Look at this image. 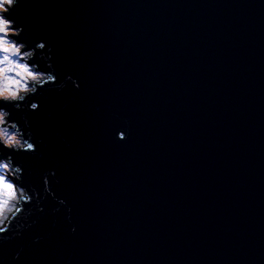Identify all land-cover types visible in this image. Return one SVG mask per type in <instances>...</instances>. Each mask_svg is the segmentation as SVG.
<instances>
[{"label":"water","instance_id":"1","mask_svg":"<svg viewBox=\"0 0 264 264\" xmlns=\"http://www.w3.org/2000/svg\"><path fill=\"white\" fill-rule=\"evenodd\" d=\"M10 18L66 86L12 113L37 152L3 155L37 195L0 264H264V0H21Z\"/></svg>","mask_w":264,"mask_h":264},{"label":"clouds","instance_id":"2","mask_svg":"<svg viewBox=\"0 0 264 264\" xmlns=\"http://www.w3.org/2000/svg\"><path fill=\"white\" fill-rule=\"evenodd\" d=\"M20 3L21 0H0V242L10 238L7 233L13 230L14 224L17 228L22 227L18 222L31 215V210L25 206L32 204L37 195L35 188L29 191L22 186L24 170L15 163L13 156L3 155L4 152H37L31 131H24L30 127L27 117H21L24 125L21 128L20 124L12 119V113L24 111L25 108L31 112L38 111L39 103H28L30 97L53 85L60 90L66 86V82L57 84V76L50 62L46 63V67L50 69L48 72L40 70L38 63H33L36 59L50 61L52 49L43 41L29 48L25 41L20 40L24 29L22 26L18 27L15 20L10 18ZM37 53H40L39 57ZM66 81H71L77 89L79 88V84L72 77H67ZM117 139L126 140V133H117ZM49 175L54 176L55 173L45 174L44 192L52 195ZM35 203L39 206L40 200L36 199ZM59 203L65 202L61 200ZM72 231L75 232V228ZM19 234V231H16L14 235ZM18 257L19 253L14 258Z\"/></svg>","mask_w":264,"mask_h":264},{"label":"rangeland","instance_id":"3","mask_svg":"<svg viewBox=\"0 0 264 264\" xmlns=\"http://www.w3.org/2000/svg\"><path fill=\"white\" fill-rule=\"evenodd\" d=\"M20 40H21V41H24L21 37H20Z\"/></svg>","mask_w":264,"mask_h":264}]
</instances>
